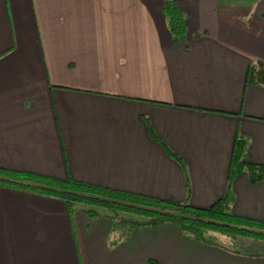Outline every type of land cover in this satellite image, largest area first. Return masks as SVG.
<instances>
[{
    "label": "crops",
    "instance_id": "crops-1",
    "mask_svg": "<svg viewBox=\"0 0 264 264\" xmlns=\"http://www.w3.org/2000/svg\"><path fill=\"white\" fill-rule=\"evenodd\" d=\"M162 1L0 0L1 166L207 206L236 130L264 163V0H175L178 41ZM231 190L233 213L264 219V178ZM110 222L74 211L73 235L59 197L0 184V264H264L171 222L109 245Z\"/></svg>",
    "mask_w": 264,
    "mask_h": 264
},
{
    "label": "trees",
    "instance_id": "trees-1",
    "mask_svg": "<svg viewBox=\"0 0 264 264\" xmlns=\"http://www.w3.org/2000/svg\"><path fill=\"white\" fill-rule=\"evenodd\" d=\"M161 10L166 18V25L172 35V40H181L185 32L183 11L175 0H163ZM251 67L250 65L248 71L252 69ZM144 120L148 135L162 144L165 151L178 161L185 174L183 160L157 138L147 117H144ZM247 142L248 136L236 130L230 149L224 192L207 206H195L187 198L182 200L166 199L94 184L70 176L58 177L1 165L0 184L59 197L64 204L73 235L74 211H82L89 217L107 215L111 220L107 235L109 245L126 239L134 227L171 222L179 227L183 235L198 242L218 245L233 252L264 254L263 251L231 248L219 244L209 237V233L211 235V232L216 231L264 241V219L236 214L230 210L233 199L231 181L234 177L241 171H245L251 182L264 178V163L248 160L245 156ZM186 184V194H188L187 179ZM148 261L150 264H159L154 258H149Z\"/></svg>",
    "mask_w": 264,
    "mask_h": 264
},
{
    "label": "rangeland",
    "instance_id": "rangeland-1",
    "mask_svg": "<svg viewBox=\"0 0 264 264\" xmlns=\"http://www.w3.org/2000/svg\"><path fill=\"white\" fill-rule=\"evenodd\" d=\"M209 237L213 239V241L231 248L248 249L250 251H264V241L257 238L242 235L233 236L216 231L211 232V235L209 233Z\"/></svg>",
    "mask_w": 264,
    "mask_h": 264
}]
</instances>
